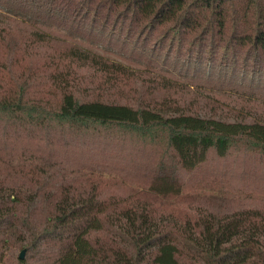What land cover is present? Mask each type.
I'll list each match as a JSON object with an SVG mask.
<instances>
[{
  "label": "trees",
  "instance_id": "obj_1",
  "mask_svg": "<svg viewBox=\"0 0 264 264\" xmlns=\"http://www.w3.org/2000/svg\"><path fill=\"white\" fill-rule=\"evenodd\" d=\"M0 264H264V0H0Z\"/></svg>",
  "mask_w": 264,
  "mask_h": 264
},
{
  "label": "rangeland",
  "instance_id": "obj_2",
  "mask_svg": "<svg viewBox=\"0 0 264 264\" xmlns=\"http://www.w3.org/2000/svg\"><path fill=\"white\" fill-rule=\"evenodd\" d=\"M87 43V45H89V46H95L96 48H99V50H104L105 48H103V47H100V45H94V44H92V43H90V42H86ZM56 46L59 48V49H61L63 46H64V42H61V41H57L56 42ZM108 46V45H107ZM114 51H113V50ZM110 50H112V52L111 53H113V54H118L119 56H121L122 55V57L123 58H126V62H130L131 64H133L135 67L133 68V67H131L132 69H135V68H139L141 71H143V70H145L146 69V66L144 65V63L142 62V64H137V63H135V58L137 57V56H139L140 57V55L138 54V53H132L129 49H127V50H125V49H123V47L121 46V44H118V46H116V47H111V49ZM141 58V57H140ZM124 61H125V59H123ZM140 63V62H139ZM133 71H135V70H133ZM144 74H146V72L145 73H143L142 72V75H144ZM184 79V78H183ZM180 80V79H179ZM186 82H188V81H184V82H182V83H186ZM202 87H204V91H206L207 89H208V87L207 86H203V85H201ZM224 90H231V89H229L228 87L226 88V89H224ZM176 96V95H175ZM222 102V101H221ZM226 106V103L225 104H223V106ZM224 106V107H225ZM208 173L206 172V173H204V174H199V177L198 178H194L193 180H191V181H189L187 184H185V189H186V191H188V194L187 195H185V197H184V199H183V203H185V202H189L190 200H191V198H192V196H193V193L196 191V189L198 188V187H200V186H202V184L203 183H196V182H198L197 180H202V181H205L208 177ZM127 185L129 186V185H131V183H130V181L129 182H127ZM232 193H234V192H232L231 191V195H232ZM244 196H239V198H243ZM232 198V197H231Z\"/></svg>",
  "mask_w": 264,
  "mask_h": 264
},
{
  "label": "water",
  "instance_id": "obj_3",
  "mask_svg": "<svg viewBox=\"0 0 264 264\" xmlns=\"http://www.w3.org/2000/svg\"><path fill=\"white\" fill-rule=\"evenodd\" d=\"M20 256H21V257L23 256V251L20 253Z\"/></svg>",
  "mask_w": 264,
  "mask_h": 264
}]
</instances>
